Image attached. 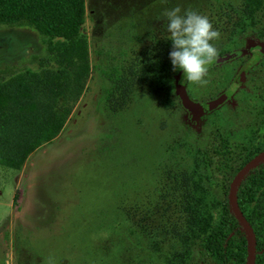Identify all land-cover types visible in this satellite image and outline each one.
<instances>
[{
  "label": "rangeland",
  "instance_id": "1",
  "mask_svg": "<svg viewBox=\"0 0 264 264\" xmlns=\"http://www.w3.org/2000/svg\"><path fill=\"white\" fill-rule=\"evenodd\" d=\"M252 2L85 0L90 73L81 95L51 142L20 168L0 165V264H189L224 200L222 176L199 150L219 148L229 132L240 161L253 139L237 129L257 100L264 105L262 73L235 81L257 55L238 34ZM178 5L208 17L220 32L218 54L245 45L215 64L206 84L177 87L182 70H172L163 12ZM1 37L0 69L39 71L28 62L43 51L34 30L0 26ZM105 73L122 82L113 86ZM225 92L224 105L196 121L179 107L185 94L199 101Z\"/></svg>",
  "mask_w": 264,
  "mask_h": 264
},
{
  "label": "trees",
  "instance_id": "2",
  "mask_svg": "<svg viewBox=\"0 0 264 264\" xmlns=\"http://www.w3.org/2000/svg\"><path fill=\"white\" fill-rule=\"evenodd\" d=\"M252 5L255 11L240 23L238 34L258 45L254 58L258 65L254 66L264 75V0H253ZM233 11L242 14L239 6ZM84 22L85 0H0V26L30 28L43 47L41 54L31 55L28 61L39 71L24 66L0 69V165L20 168L32 152L63 129L71 103L81 95L90 73L88 42L80 31ZM244 49L242 44L234 51ZM254 72L250 67L245 75ZM105 75L113 86L122 82L119 74L115 79ZM247 150L240 161L223 145L199 150L206 166H215L221 174L224 200L218 218L204 224L189 264H247V235L230 205L229 190L238 171L264 151V139L251 140ZM236 199L253 234V264H264V160L242 178Z\"/></svg>",
  "mask_w": 264,
  "mask_h": 264
},
{
  "label": "clouds",
  "instance_id": "3",
  "mask_svg": "<svg viewBox=\"0 0 264 264\" xmlns=\"http://www.w3.org/2000/svg\"><path fill=\"white\" fill-rule=\"evenodd\" d=\"M163 16L167 20L168 40L172 42L169 53L172 70H182L181 83L206 84L209 67L218 56L212 41L220 39V32L207 16L182 10L179 5L164 10Z\"/></svg>",
  "mask_w": 264,
  "mask_h": 264
},
{
  "label": "water",
  "instance_id": "4",
  "mask_svg": "<svg viewBox=\"0 0 264 264\" xmlns=\"http://www.w3.org/2000/svg\"><path fill=\"white\" fill-rule=\"evenodd\" d=\"M241 54V50L235 51L232 55H227L225 58L222 57H217L216 60L213 62L212 65L219 64L225 60H231L238 55ZM211 65V66H212ZM244 78L243 74H239L236 78L235 81L237 83L241 82ZM183 79V73L181 74L180 78L177 81V87L178 88H184L186 85V81L181 83V80ZM228 99L227 96L223 97H213L209 100L200 102L194 98H191L187 94L184 95V97L180 100V105L182 109L186 112L188 119L190 121H196L198 120L202 115L209 113L216 108H218L221 104L226 102ZM264 160V151L254 157L252 160H250L248 163H246L236 174L232 185L229 190V202L230 205L237 216L239 222L241 223L242 227L244 228L246 235H247V240H248V262L247 264H253L254 263V255H255V248H254V240H253V234L250 228L249 223L247 222L245 216L239 209L237 199H236V191L237 187L242 180V178L258 163Z\"/></svg>",
  "mask_w": 264,
  "mask_h": 264
},
{
  "label": "flooded vegetation",
  "instance_id": "5",
  "mask_svg": "<svg viewBox=\"0 0 264 264\" xmlns=\"http://www.w3.org/2000/svg\"><path fill=\"white\" fill-rule=\"evenodd\" d=\"M257 55H258V53H257ZM248 61H249L250 66H248V67L243 66L242 72L239 70L240 74L245 75V73L248 71V69L250 67H253L255 69V72L253 74L254 75L257 74L258 70L256 69V67L254 65L255 64L258 65V61H256L253 58H249ZM223 96H227L228 99H229V94L227 92H225L222 96H219V97H223ZM224 103L221 104L218 108H220L222 105H224ZM261 103L262 102H260V100H257L255 102L254 106L251 107L250 112H249L251 114V117H253V119L248 124H247V122L243 121L242 125H240L238 127V129H237V130L242 129L243 130L242 132H244L245 130L249 129V131L251 133V137H250L251 139H260V140L264 139V105H262ZM218 108H216L215 110H217ZM232 140L234 141V139L232 137V134H231V136H229V132H228V137L221 139V145L226 146L227 148H229L230 141H232ZM241 145H243V144H241ZM247 147L248 146L240 147L241 152H242L243 155L248 153Z\"/></svg>",
  "mask_w": 264,
  "mask_h": 264
}]
</instances>
